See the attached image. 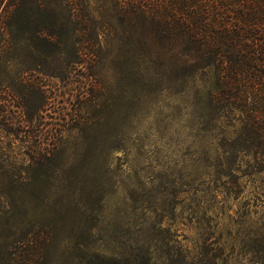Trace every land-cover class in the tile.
Returning <instances> with one entry per match:
<instances>
[{"label":"rangeland","instance_id":"374dc122","mask_svg":"<svg viewBox=\"0 0 264 264\" xmlns=\"http://www.w3.org/2000/svg\"><path fill=\"white\" fill-rule=\"evenodd\" d=\"M90 18L89 41L17 30L0 56V264H260L255 177L212 165L141 31Z\"/></svg>","mask_w":264,"mask_h":264},{"label":"trees","instance_id":"16d2710c","mask_svg":"<svg viewBox=\"0 0 264 264\" xmlns=\"http://www.w3.org/2000/svg\"><path fill=\"white\" fill-rule=\"evenodd\" d=\"M96 9L111 11L131 41L142 32L153 74L188 86L179 91L193 93L208 125L212 165L255 177L264 208V0H0V56L17 30L43 38L71 24L89 41ZM258 240L264 264V227Z\"/></svg>","mask_w":264,"mask_h":264}]
</instances>
